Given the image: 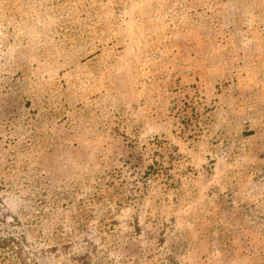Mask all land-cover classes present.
<instances>
[{"label": "rangeland", "instance_id": "rangeland-1", "mask_svg": "<svg viewBox=\"0 0 264 264\" xmlns=\"http://www.w3.org/2000/svg\"><path fill=\"white\" fill-rule=\"evenodd\" d=\"M0 264H264V0H0Z\"/></svg>", "mask_w": 264, "mask_h": 264}]
</instances>
